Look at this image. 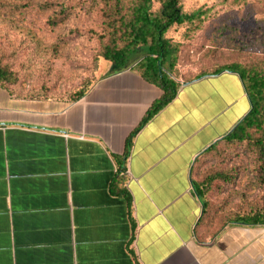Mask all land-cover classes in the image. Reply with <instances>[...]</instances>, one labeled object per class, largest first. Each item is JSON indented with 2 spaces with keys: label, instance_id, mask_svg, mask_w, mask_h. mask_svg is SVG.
<instances>
[{
  "label": "crops",
  "instance_id": "0c3cea01",
  "mask_svg": "<svg viewBox=\"0 0 264 264\" xmlns=\"http://www.w3.org/2000/svg\"><path fill=\"white\" fill-rule=\"evenodd\" d=\"M104 69L73 102L0 87V264H264V227L195 233L192 167L250 111L240 76L180 86L134 138L127 199L116 156L161 90L134 63Z\"/></svg>",
  "mask_w": 264,
  "mask_h": 264
},
{
  "label": "rangeland",
  "instance_id": "374dc122",
  "mask_svg": "<svg viewBox=\"0 0 264 264\" xmlns=\"http://www.w3.org/2000/svg\"><path fill=\"white\" fill-rule=\"evenodd\" d=\"M160 4L154 0V10ZM181 6L187 15L199 11L192 21L174 24L165 34L178 47L171 76L181 85L232 63L260 68L264 74V0H183ZM98 7L97 0H36L25 11L7 10L0 16V55H7L18 78L12 88L23 95L72 102L79 89L94 84L112 66L96 58L94 32L102 28ZM218 168L229 170L232 180L221 191L206 193L214 207L210 229L244 226L232 222V214L263 206L264 185L256 180L242 144L203 153L193 177L201 181Z\"/></svg>",
  "mask_w": 264,
  "mask_h": 264
},
{
  "label": "trees",
  "instance_id": "16d2710c",
  "mask_svg": "<svg viewBox=\"0 0 264 264\" xmlns=\"http://www.w3.org/2000/svg\"><path fill=\"white\" fill-rule=\"evenodd\" d=\"M159 1L161 3L159 9L154 10V0H97L99 7L96 14L102 23L101 30L94 32L99 44L97 60L112 64L114 69L126 68L134 63V68L141 76L161 90V95L147 110L139 125L128 135L125 152L116 156L117 174L112 180L110 191L127 199H129L128 192L124 186L126 159L132 149L134 138L155 115L174 100L181 85L171 76L178 47L171 44L165 34L174 24L192 21L199 14V11L185 14L181 6L183 0ZM35 3L36 0H0V16H6L7 10L25 11ZM141 47L144 48L142 52L139 51ZM136 55L142 57L132 63ZM224 71L234 72L240 76L251 108L230 133L212 143L197 159L203 153L214 151L221 153L227 145L242 144L253 162V174L256 180L260 185H264V74L260 68L232 63L211 72L201 73L190 81ZM17 84V73L12 70L7 55L1 54L0 87L13 95L35 97L17 93L16 88H12ZM92 85L89 83L79 89L73 101L83 98ZM194 165L195 163L192 167L193 191L202 203V213L195 233L199 239L206 240L208 237L218 235L224 229L223 225L216 230L210 229L214 207L207 199L206 193L214 189L221 191L223 186L232 180V173L223 168L212 169L201 181H196L193 177ZM250 207L249 210L234 212L232 222L250 227H264V205Z\"/></svg>",
  "mask_w": 264,
  "mask_h": 264
}]
</instances>
